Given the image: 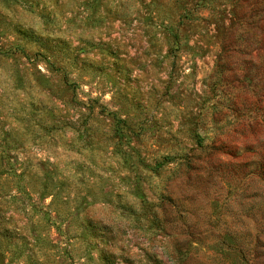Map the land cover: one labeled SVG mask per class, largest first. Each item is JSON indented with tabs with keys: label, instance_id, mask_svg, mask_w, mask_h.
Instances as JSON below:
<instances>
[{
	"label": "clouds",
	"instance_id": "9594fccd",
	"mask_svg": "<svg viewBox=\"0 0 264 264\" xmlns=\"http://www.w3.org/2000/svg\"><path fill=\"white\" fill-rule=\"evenodd\" d=\"M9 148L0 264H264V0H0Z\"/></svg>",
	"mask_w": 264,
	"mask_h": 264
},
{
	"label": "rangeland",
	"instance_id": "374dc122",
	"mask_svg": "<svg viewBox=\"0 0 264 264\" xmlns=\"http://www.w3.org/2000/svg\"><path fill=\"white\" fill-rule=\"evenodd\" d=\"M181 59H183V57H181ZM41 67L42 66H38L37 71H41ZM45 159H47L45 153L38 152L36 154V160L38 163L44 161ZM21 161H22V157L12 155V149L10 148L8 149L6 154H0V179H3L5 176L13 175V174L17 177V179H22L25 175V172L20 171L15 167V165L20 164ZM42 187L45 189L47 188V178H46V183L42 185ZM43 200L45 204H51L52 202L50 199L46 197H44ZM48 216H49V222H51V220L55 218L50 213L48 214ZM60 230H61L60 228H57L56 226H52L49 229L51 237L54 239L57 232Z\"/></svg>",
	"mask_w": 264,
	"mask_h": 264
}]
</instances>
